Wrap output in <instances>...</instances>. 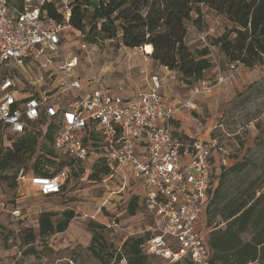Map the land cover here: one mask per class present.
Returning a JSON list of instances; mask_svg holds the SVG:
<instances>
[{
	"label": "built area",
	"instance_id": "built-area-1",
	"mask_svg": "<svg viewBox=\"0 0 264 264\" xmlns=\"http://www.w3.org/2000/svg\"><path fill=\"white\" fill-rule=\"evenodd\" d=\"M48 1L68 21V0H0V134L23 133L44 115L57 126L53 150L70 163L51 176L20 169L15 179L46 196L61 191L71 167L99 164L106 170L99 180L104 194L140 188L135 194L149 219L142 230L149 233L144 253L169 263L188 255L195 264H207L204 208L215 188L214 169L228 163L227 150L216 137L178 139L172 120L192 108L194 95L210 94L229 77L200 80L180 105L164 100L156 74L130 96L122 86L90 85L77 72V54L63 52L67 24L42 14ZM228 67L230 75L238 68Z\"/></svg>",
	"mask_w": 264,
	"mask_h": 264
},
{
	"label": "rangeland",
	"instance_id": "rangeland-1",
	"mask_svg": "<svg viewBox=\"0 0 264 264\" xmlns=\"http://www.w3.org/2000/svg\"><path fill=\"white\" fill-rule=\"evenodd\" d=\"M197 8L200 23L195 27L188 23L186 40L190 46L210 48L212 67L192 83L184 82L174 71L159 67L142 47L129 49L116 46V42L110 40L88 43L79 32L66 29L62 49L66 55L77 54V72L91 84L122 86L125 92H136L146 87L151 74L158 75L163 79L164 95L171 105H180L188 99L200 80L228 76L210 94L194 95L192 108L182 111V122L193 139L216 137L226 146L228 163L218 173L226 171L222 195L235 201L249 186L257 190V195L264 185V57L252 68L237 63V71L230 75L228 66L235 62L229 61L212 42L228 30L231 23L224 15L203 5ZM82 43L86 44L85 49L81 48ZM34 158L35 155L26 162L27 172ZM241 161L246 166L240 173L227 169ZM92 170L90 161L71 168L64 180V190L53 196H41L28 183L15 178L17 183L10 179L0 181V264H104L89 247L93 224L102 226L97 228L105 243L102 254L108 264H113L107 254L120 250L125 238L141 235L147 217L139 209L129 214L125 201L117 195L104 194L99 180L90 177ZM135 193H141L139 187L135 188ZM68 209L73 210L74 217L64 231L26 243L30 230L37 233L42 211H52L56 214L54 219H58ZM216 210L220 212L221 207ZM224 224L218 215L212 218L211 226L224 227ZM202 227L204 229V224ZM250 237V231L242 234L243 240ZM147 264L169 262L150 258Z\"/></svg>",
	"mask_w": 264,
	"mask_h": 264
},
{
	"label": "trees",
	"instance_id": "trees-1",
	"mask_svg": "<svg viewBox=\"0 0 264 264\" xmlns=\"http://www.w3.org/2000/svg\"><path fill=\"white\" fill-rule=\"evenodd\" d=\"M68 1V21H64L63 13L53 1L42 6V14L47 19L64 22L67 24L66 29L79 32L88 43L110 40L115 41L116 46L129 49L149 44L152 47L149 53L151 59L167 70L178 73L186 83L201 78L212 67L210 48L190 46L186 40L188 23L194 27L200 23L198 5L224 15L231 23L230 28L212 42L229 61L252 68L260 64L264 57V0ZM56 129L51 118L41 115L31 121L23 133L0 134V181L10 179L17 183L14 178L20 169L25 175L51 176L69 164L52 148ZM34 155L27 172L26 162ZM245 166L246 163L241 161L227 169L240 173ZM221 169L225 168L218 165L214 169L215 174ZM10 170L13 172L9 175ZM105 172L103 166L94 164L90 177L100 180ZM225 176L226 171L218 173L212 196L204 208V224L209 229L205 235L209 252L207 264H264V185L257 195V190L249 186L245 194H240L233 201L231 197L222 195ZM136 207V199L131 198L127 205L129 214H134ZM216 207H221V211L218 212ZM55 215L52 211H42L38 217L37 233L30 230L26 243L34 241L36 237L43 238L64 231L74 217V212L71 209L65 210L58 219H54ZM216 215L225 223L224 227L211 226L212 218ZM99 227L102 226H91L89 247L95 257L108 264L102 254L105 243L97 230ZM246 231L251 232V237L243 240L242 234ZM148 237L149 233L144 232L139 236L125 238L120 250L115 254H107L109 260L112 259L113 264H147L150 258L159 259L142 251L141 246ZM169 264L195 263L188 255H184Z\"/></svg>",
	"mask_w": 264,
	"mask_h": 264
},
{
	"label": "crops",
	"instance_id": "crops-1",
	"mask_svg": "<svg viewBox=\"0 0 264 264\" xmlns=\"http://www.w3.org/2000/svg\"><path fill=\"white\" fill-rule=\"evenodd\" d=\"M148 55H149V53H147ZM159 67H161V68H164V67H162V66H160L159 65ZM164 69H166V68H164ZM167 70V69H166ZM168 72H171L170 70H167ZM161 79V89H160V92H161V94L163 95V97H164V100L167 102V96H165L164 95V83H163V79L162 78H160ZM88 84H90V85H98V86H100V87H102V88H110L109 86H107V85H103V84H91V83H89L88 82ZM194 89V88H193ZM192 89V90H193ZM136 92H125L124 91V95H127V96H130V95H133V94H135ZM169 103V102H168ZM183 113L184 112H179V113H177L176 115H175V117H174V119L172 120V130H173V133H174V135L178 138V139H185L186 138V136H189V135H191L189 132L190 131H188V129H185L184 128V123L182 122L183 121ZM210 137H206V138H197L196 140H199V141H206L207 139H209ZM82 165L83 164H85V163H81ZM77 167H78V165H76ZM76 166H73V167H71L72 169H76L77 167ZM70 168V169H71ZM70 169H68L67 170V172L70 170ZM66 177H67V175H66ZM66 179V178H65ZM64 179V180H65ZM64 184V185H63ZM62 184V186H61V188L62 187H65L66 186V184H65V181H64V183ZM33 188V187H32ZM34 189V188H33ZM64 190V189H63ZM62 190V191H63ZM37 192V191H36ZM37 194H39L38 192H37ZM60 194V193H59ZM40 195V194H39ZM53 195H57V194H51V195H46V196H53ZM41 196H43V195H41ZM113 196H116V195H113ZM119 198L118 199H121V200H123V201H125L126 202V205H128V202L131 200V198H135L136 199V203H137V207H136V209H135V212L139 209V210H141V212H142V214L144 215V217L146 218L147 217V215L145 214V212H144V210L142 209V205H141V203L139 202V199H138V196L134 193V191L133 192H126V193H124V194H119V195H117ZM15 212H18V210L17 211H15ZM149 223V219H148V217H147V220H146V225ZM145 225V226H146Z\"/></svg>",
	"mask_w": 264,
	"mask_h": 264
},
{
	"label": "bare ground",
	"instance_id": "bare-ground-1",
	"mask_svg": "<svg viewBox=\"0 0 264 264\" xmlns=\"http://www.w3.org/2000/svg\"><path fill=\"white\" fill-rule=\"evenodd\" d=\"M142 48L146 53H150L152 50V47L149 44L142 46Z\"/></svg>",
	"mask_w": 264,
	"mask_h": 264
}]
</instances>
